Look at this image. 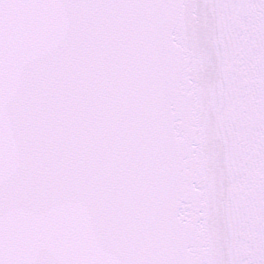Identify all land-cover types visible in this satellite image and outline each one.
Segmentation results:
<instances>
[{
	"label": "snow or ice",
	"instance_id": "1",
	"mask_svg": "<svg viewBox=\"0 0 264 264\" xmlns=\"http://www.w3.org/2000/svg\"><path fill=\"white\" fill-rule=\"evenodd\" d=\"M0 264H264V0H0Z\"/></svg>",
	"mask_w": 264,
	"mask_h": 264
}]
</instances>
